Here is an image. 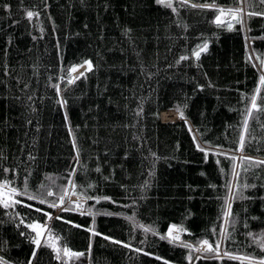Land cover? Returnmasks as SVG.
Returning <instances> with one entry per match:
<instances>
[{
  "label": "trees",
  "instance_id": "1",
  "mask_svg": "<svg viewBox=\"0 0 264 264\" xmlns=\"http://www.w3.org/2000/svg\"><path fill=\"white\" fill-rule=\"evenodd\" d=\"M171 3L0 0L5 264L264 261V3Z\"/></svg>",
  "mask_w": 264,
  "mask_h": 264
},
{
  "label": "snow or ice",
  "instance_id": "2",
  "mask_svg": "<svg viewBox=\"0 0 264 264\" xmlns=\"http://www.w3.org/2000/svg\"><path fill=\"white\" fill-rule=\"evenodd\" d=\"M157 3H160V4H163L164 6L166 7H172V3H171V0H156ZM186 2V0H185ZM261 3H264V0H261ZM193 7H204V8H208V7H214L213 5H208V4H204V5H192ZM175 11V9H173ZM219 12H220V15H218L216 17V24L219 26L221 25L222 21H221V16L225 15V10L224 9H219ZM242 12V9L240 8H237V9H229L228 10V14H230L232 16L233 19L237 20L238 23H243V20L240 19L239 17V14ZM28 17L31 18L33 16V13L32 12H28L27 13ZM248 15H264V13H248ZM228 27L231 29L232 25L229 24ZM207 49V44L203 45L199 51H196L194 53L195 57L197 59H199L200 57V52L201 51H205ZM181 59H186V57H181ZM87 63L88 65V69L91 70V62H85ZM72 71H76L75 68L72 69ZM260 81H261V84H264V76H261L260 77ZM72 81L70 80L69 83H71ZM58 87V86H57ZM252 108L253 109H256L257 108V105H256V102H255V97L252 98ZM249 115H251V113L249 112ZM181 118H183V114L181 113ZM244 127H245V130H247V120H245V124H244ZM240 148L241 150L243 149V137H241V144H240ZM201 151H203V149H201ZM205 155L207 156V153H205ZM230 159H232V157H229ZM13 191L15 192V190L13 189ZM49 195H52V193H48ZM30 199H33L34 197H29ZM63 198H61V201H62ZM16 203H18V201H15ZM40 203H44V201H39ZM7 207V205H5ZM58 205L56 204H50L49 207H57ZM77 207H79V205H77ZM45 215H48L47 213H45ZM49 219H51V217L49 216ZM57 219H60V217H57ZM29 227L33 228V230H36L39 226L38 225H28ZM147 231V229H146ZM94 235L96 233H93ZM40 236V232L37 231V237ZM107 238V237H105ZM163 238V237H162ZM115 242V241H114ZM33 243H35L37 245V247L40 246V240L39 239H34L33 240ZM203 244L205 245H208V248L209 250H212V246L208 244V241H203ZM125 247H127L128 245H124ZM217 249L219 248V245L216 246ZM55 251H57V259L60 258L59 256V250L58 249H54ZM64 251V254L65 255H70V256H76V257H79V256H82L83 253H71L69 252V250L67 248H64L63 249ZM227 254V253H225ZM33 256H35V252H33ZM0 264H5V262L3 261L2 258H0ZM261 264H264V261L261 262Z\"/></svg>",
  "mask_w": 264,
  "mask_h": 264
},
{
  "label": "rangeland",
  "instance_id": "3",
  "mask_svg": "<svg viewBox=\"0 0 264 264\" xmlns=\"http://www.w3.org/2000/svg\"><path fill=\"white\" fill-rule=\"evenodd\" d=\"M79 74V73H78ZM74 75H76V73L74 74ZM170 112V113H169ZM175 112L174 111H167V112H163L162 114H161V119L163 120V121H165V122H168V121H174V120H177L178 118H179V116H175V114H174ZM0 193H1V191H0ZM74 193H72V192H70L69 190L66 192V194H64L63 196H61V198H63L62 199V201H61V198H60V201H59V203L57 204L58 206L57 207H63V205L64 204H66V202H67V200H68V202L70 201V199H76V200H78V202H80V203H82V204H84V199H81L80 197H74ZM65 202V203H64ZM56 207V208H57ZM76 208H77V206H76ZM48 225V224H47ZM41 230H42V233H43V236H45V234H46V232H47V230H48V227H44V228H41ZM177 231V230H176ZM175 237H176V235H175ZM209 244V243H208ZM210 245V244H209ZM199 249L200 250H206V249H209L208 248V245H205V244H201L200 246H199ZM71 253H74V252H71ZM69 259L71 260V261H79V260H82L83 259V257L82 256H79V257H76V256H70L69 255Z\"/></svg>",
  "mask_w": 264,
  "mask_h": 264
},
{
  "label": "bare ground",
  "instance_id": "4",
  "mask_svg": "<svg viewBox=\"0 0 264 264\" xmlns=\"http://www.w3.org/2000/svg\"><path fill=\"white\" fill-rule=\"evenodd\" d=\"M89 62V61H87ZM91 69H92V65H91ZM85 71H89L88 69V65L87 63H84L82 66H81V70L79 72V74L85 72ZM78 74V75H79ZM176 227L174 225H171L169 228H168V231H167V235L171 238V239H174L175 238V235L177 236V233L178 231H176Z\"/></svg>",
  "mask_w": 264,
  "mask_h": 264
}]
</instances>
